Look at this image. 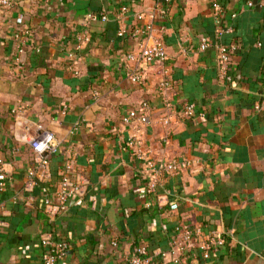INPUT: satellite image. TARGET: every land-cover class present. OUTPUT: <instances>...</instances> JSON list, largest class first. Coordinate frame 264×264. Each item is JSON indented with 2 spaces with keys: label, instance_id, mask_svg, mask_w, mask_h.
Masks as SVG:
<instances>
[{
  "label": "crops",
  "instance_id": "1",
  "mask_svg": "<svg viewBox=\"0 0 264 264\" xmlns=\"http://www.w3.org/2000/svg\"><path fill=\"white\" fill-rule=\"evenodd\" d=\"M262 1L223 0L220 18L211 0H14L0 9V158L9 175L0 264H42L48 230L71 244L56 264H124L142 243L150 264H264ZM202 36L211 38L205 49ZM158 37L167 47L165 61L127 57ZM219 43L231 48L226 74ZM163 78L170 80L174 110L163 102ZM190 101L196 113L183 120L178 110ZM144 103L146 124L124 121ZM38 123L61 145L49 174L33 178L26 137ZM136 138L158 162L188 158L191 164L167 172L151 193ZM70 160L89 183L52 214L48 204ZM181 222L227 240L209 258L196 248L176 261L171 239Z\"/></svg>",
  "mask_w": 264,
  "mask_h": 264
},
{
  "label": "built area",
  "instance_id": "2",
  "mask_svg": "<svg viewBox=\"0 0 264 264\" xmlns=\"http://www.w3.org/2000/svg\"><path fill=\"white\" fill-rule=\"evenodd\" d=\"M169 2L170 0H165ZM212 7L218 18L221 17L223 11V0H211ZM252 4V2H249ZM264 5V0L262 1ZM14 6V0H0V9L4 7ZM167 7V6H166ZM167 8L162 7L161 12H165ZM94 16L95 14H90ZM99 16L107 19L106 12H99ZM84 39H89V34H85ZM211 43L209 36H202L200 40V48L205 49ZM261 45V42H258ZM219 62L221 72L226 74L231 63V48L228 44L219 43ZM18 52H24V46L18 47ZM128 58H134L140 63L163 62L168 58V51L165 42L162 38H156L153 44L143 46L139 51L130 53ZM19 66L23 63L21 57L17 58ZM130 77L134 81H140V73L133 72ZM159 87L162 92L163 102L167 109L174 110V102L168 97V89L170 88V80L163 78L159 82ZM150 107L144 103L139 109L130 110L125 116V122H132L137 120L141 124H146L149 121ZM180 117L183 120H189L194 117L196 113V104L192 101L187 102L182 108L178 110ZM25 118L19 119L18 123L23 124ZM164 122L170 123V114L164 116ZM27 141L30 143L33 153V167L29 171L31 177L37 175L45 176L49 174V166L52 156L60 150V140L54 131L47 128L43 123H38L37 130L27 136ZM137 139V140H136ZM135 140V153L144 161L142 168L143 173L147 178V188L151 193H155L158 189V184L161 178L168 172H174L178 169L188 167L191 162L188 158L173 159L170 161L158 162L149 156L142 146V138ZM66 171L62 174L60 181V189L57 191L54 202L48 204L49 211L52 214L64 211L67 207L68 200L75 193L82 194L86 191L89 183L88 175L75 168L74 161L70 160L66 164ZM70 171H76L75 175L70 176ZM8 171L5 168V162L0 158V212L5 211V204L2 199L8 183ZM33 182V180H32ZM227 240L225 235L208 233L203 234L202 226L200 224H192L190 222H181L175 227V234L171 239V251L175 255V260L182 262L194 253L196 248H199L204 258H209L212 253L218 249L220 245ZM42 241L48 247V252L42 264H56L60 259L64 258L70 249V242L65 239L56 240L52 230L43 233ZM151 255L149 254L148 246L144 243L137 244L133 251L126 257L124 264H150Z\"/></svg>",
  "mask_w": 264,
  "mask_h": 264
}]
</instances>
